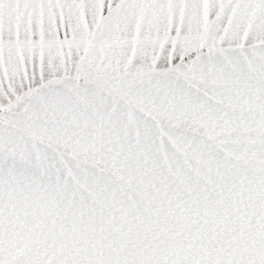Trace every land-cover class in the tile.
<instances>
[{
  "label": "snow or ice",
  "instance_id": "snow-or-ice-1",
  "mask_svg": "<svg viewBox=\"0 0 264 264\" xmlns=\"http://www.w3.org/2000/svg\"><path fill=\"white\" fill-rule=\"evenodd\" d=\"M0 264H264V0H0Z\"/></svg>",
  "mask_w": 264,
  "mask_h": 264
}]
</instances>
